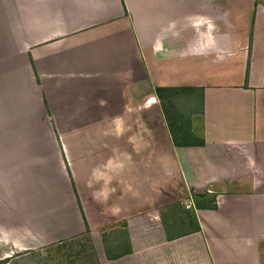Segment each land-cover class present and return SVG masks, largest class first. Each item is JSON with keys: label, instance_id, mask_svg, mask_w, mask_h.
I'll return each mask as SVG.
<instances>
[{"label": "crops", "instance_id": "0c3cea01", "mask_svg": "<svg viewBox=\"0 0 264 264\" xmlns=\"http://www.w3.org/2000/svg\"><path fill=\"white\" fill-rule=\"evenodd\" d=\"M118 227L264 264V0H0V260Z\"/></svg>", "mask_w": 264, "mask_h": 264}, {"label": "rangeland", "instance_id": "374dc122", "mask_svg": "<svg viewBox=\"0 0 264 264\" xmlns=\"http://www.w3.org/2000/svg\"><path fill=\"white\" fill-rule=\"evenodd\" d=\"M176 121L184 123V118L176 119ZM178 202L181 201L178 200ZM185 205L184 202L176 205L175 211L171 214L172 216L170 215L175 219L171 221L183 226L186 220L191 219V214L184 211L186 209ZM97 240L98 248L97 246L95 247L89 236L82 235L58 245L14 255L11 258L0 260V264H100L98 254L103 255L105 249L106 254L109 255L111 249L113 250L112 242L116 243V245L118 244L115 247L119 251L124 249L123 247H126L125 243H127V238L120 227L115 228L112 232L103 233L102 241L100 239Z\"/></svg>", "mask_w": 264, "mask_h": 264}]
</instances>
